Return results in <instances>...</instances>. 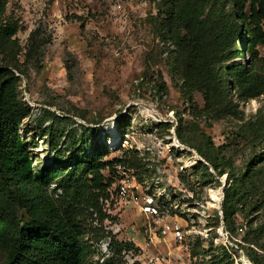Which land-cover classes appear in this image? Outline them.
Wrapping results in <instances>:
<instances>
[{"label":"rangeland","instance_id":"rangeland-1","mask_svg":"<svg viewBox=\"0 0 264 264\" xmlns=\"http://www.w3.org/2000/svg\"><path fill=\"white\" fill-rule=\"evenodd\" d=\"M5 13L18 24L19 51L12 59L1 47L0 60L11 62L20 98L30 107L19 132L37 168L58 158L64 172L68 158L96 152L109 162L103 170L112 180L102 204L106 215L100 221L91 214L85 230L87 264L106 258L112 264H255L254 250L264 264V250L244 239L248 221H261L264 207L250 217L238 209L237 228L227 231L222 203L228 175H218L200 153L229 157L232 171L242 174L264 151V139L247 130L248 122L264 117V93L242 99L236 83L228 82L229 66L247 62L248 53H229L221 62L226 94L211 104L201 77L193 83L184 76L175 39L161 25L160 0H8ZM258 49L264 56V45ZM123 182L131 186L126 197L119 194ZM241 192V202L254 204L262 188ZM147 195L158 214L143 210ZM5 204L9 227L13 215L27 218L25 209ZM164 225H178L182 238L164 232ZM125 240L139 250L119 251L116 242ZM7 251L8 238L0 261Z\"/></svg>","mask_w":264,"mask_h":264},{"label":"trees","instance_id":"trees-1","mask_svg":"<svg viewBox=\"0 0 264 264\" xmlns=\"http://www.w3.org/2000/svg\"><path fill=\"white\" fill-rule=\"evenodd\" d=\"M7 3L8 0H0V50L8 47L9 52L4 55L13 59L19 51L14 38L18 24L6 15ZM160 7L162 28L175 39L179 48L177 61L184 76L193 83L201 77L207 101L211 104L223 101L227 70L221 62L228 59L229 53L250 55L247 62L229 66L232 74L228 82L236 83L234 87L239 89L242 99L264 93V56L258 49L264 45V0H160ZM240 40L247 43L244 49L237 45ZM5 56L0 60V245L8 238V251L0 264H87L89 247L85 230L91 214L96 213L100 221L106 215L102 204L110 195L108 188L112 180L103 170L109 162L101 152H96L76 160L68 158L64 172L58 158L37 168L28 142L19 132L30 107L20 98L17 77ZM247 127L252 135L264 139V117L248 122ZM200 153L218 175H228L222 215L227 231H235L238 209L250 217L264 207V182L262 186L258 184L264 178V151L255 154L242 174L232 171L229 157L218 160L213 153L204 150ZM51 183L54 185L50 193L47 187ZM244 188L253 192L262 188L260 199L248 205L241 202ZM6 201L28 214L23 221L13 215L14 227H9L4 206L10 204H5ZM252 223L253 219L248 221L244 239L264 250V240H260L264 238V218ZM250 232L255 237L252 240L248 238ZM116 243L119 251L139 250L128 240ZM249 255L255 264H263L258 251ZM112 262V258H106L100 264Z\"/></svg>","mask_w":264,"mask_h":264},{"label":"built area","instance_id":"built-area-1","mask_svg":"<svg viewBox=\"0 0 264 264\" xmlns=\"http://www.w3.org/2000/svg\"><path fill=\"white\" fill-rule=\"evenodd\" d=\"M130 188H131L130 184L123 182V184L120 186V190H119L120 196H122V197L128 196ZM142 207H143V210L145 212H147L148 214L154 215V214L159 213V209L154 204V198L150 195L145 196V198L143 199ZM169 229L173 230V232L175 234V238H182L183 235H182L180 227L178 225H176L174 227H171L170 225H164L163 226L164 232H167ZM161 263L162 262L157 260V259L155 261H152V264H161ZM179 264H183V262L179 261Z\"/></svg>","mask_w":264,"mask_h":264},{"label":"bare ground","instance_id":"bare-ground-1","mask_svg":"<svg viewBox=\"0 0 264 264\" xmlns=\"http://www.w3.org/2000/svg\"><path fill=\"white\" fill-rule=\"evenodd\" d=\"M117 129H116V127L113 125L112 127H111V135H110V141L112 142V146H114V144H115V135L117 134ZM214 197L215 198H219V193H218V191H215V193H214Z\"/></svg>","mask_w":264,"mask_h":264}]
</instances>
